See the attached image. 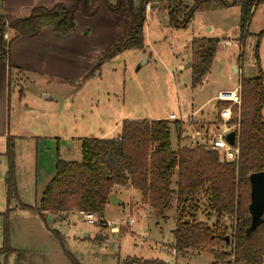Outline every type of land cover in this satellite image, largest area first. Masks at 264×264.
Masks as SVG:
<instances>
[{"label":"rangeland","instance_id":"374dc122","mask_svg":"<svg viewBox=\"0 0 264 264\" xmlns=\"http://www.w3.org/2000/svg\"><path fill=\"white\" fill-rule=\"evenodd\" d=\"M100 1L108 13L119 17L118 20L122 23L121 33L117 36L112 34L107 39L103 35L109 24L108 20H104L102 16L92 20L88 17L93 15H83L79 23L75 22V29L78 24L75 36L93 37L91 43H88L91 46L88 48L90 51H82L84 54L79 53L76 56L82 63L86 60L85 64L82 66L77 60L75 74L70 75L68 80L62 77L69 75L62 74L30 75L12 93V124L18 116L20 126H24L17 133H26L25 126H29L36 138L39 136L41 139L33 140L32 143L22 141V152L16 151L15 155L14 151V171L10 175L7 174V159L0 155V264H72L67 258V252L79 264H117L126 256L138 258L139 261L135 264H144L145 260H162L167 264H215L216 259L211 250L220 251L223 248L225 252H230L231 246L172 252L175 198L171 208L165 212L166 218L157 219L152 208L141 201L139 191L127 190L126 193L118 194L120 203L107 204L102 220L117 227L130 219L132 222L111 231H101L102 222L99 225L82 221L79 213H70L67 219L48 220L35 210L19 206L37 205L49 174L55 172L57 158L64 161L81 160L83 138L116 137L120 133L123 120L172 121L168 118L170 114L182 118L181 124L184 122L186 125L183 126L184 135L193 137L195 130L189 123L190 119L193 126L194 123L205 124L201 120L206 123L216 120L219 90H232L239 84L240 78H252L258 74L255 46L257 34L264 27V2L257 5L248 26L249 35L241 48L238 47L237 6L222 11H197L185 28H176L169 25L168 14L160 4H149L144 11L143 51H123L105 61L94 72L90 73L92 69L84 72L89 62H97L107 47L124 35L127 25V18L121 12L111 11L103 0ZM100 1L97 0V11ZM108 1L115 4L117 0ZM132 2L136 7L141 0ZM183 2L191 6L194 0ZM9 32L12 34V29ZM193 36L228 39L233 44L225 50L218 48L209 72L195 88L190 85L188 57V43ZM98 37L108 40L105 43L108 45L102 52L105 45L95 41ZM239 54L243 56L241 74L232 69V64L239 67L236 64ZM144 55L148 57L144 58ZM258 56L264 73V35L259 41ZM179 63L183 64L182 69L178 67ZM20 91L24 94L20 102V106H23L22 112L16 105ZM24 109L26 114L23 115ZM29 109L33 111L29 112ZM42 109L44 114L41 113ZM262 115L264 117V106ZM170 138L173 149L177 146L200 145L193 144V141L189 145L181 146L182 143L177 141V134L172 126ZM8 179L16 186V195L10 199L7 197L10 185ZM172 187L175 188L174 183ZM197 198L198 221L211 225L214 218L208 220L206 217V200L202 195ZM224 222L230 233L233 218L225 216ZM52 231L58 232L61 240ZM4 238L12 252L5 253L3 250ZM216 263L222 264L219 261Z\"/></svg>","mask_w":264,"mask_h":264},{"label":"trees","instance_id":"16d2710c","mask_svg":"<svg viewBox=\"0 0 264 264\" xmlns=\"http://www.w3.org/2000/svg\"><path fill=\"white\" fill-rule=\"evenodd\" d=\"M113 12H121L127 18L124 35L112 42L95 63L90 73L99 69L107 60L126 50L144 48L143 26L147 4H160L168 14L169 25L185 28L197 11L224 9L231 5L239 7L238 40L243 45L249 35L248 26L258 4L264 0H194L191 6L183 0H142L134 6L132 0H117L111 4L103 0ZM75 11L85 16L97 12V0H74L71 7L61 4L51 9L33 8L29 15L13 21H6L0 14V62L7 61L9 85L12 84L10 46L18 37H31L41 29H49L60 35H68L75 30ZM12 34L4 38L6 29ZM264 27L257 34L255 64L258 74L252 78L240 79V104L232 107L231 122H238L236 146L237 161H226L214 149L197 145L195 147L171 146V126L181 136V123L178 120H133L126 119L120 124L116 137H88L81 140V161H64L57 158L55 174L45 186L37 205H19L23 209L35 210L41 217L66 212H89L100 219L113 194L114 185L132 188L140 192L141 201L148 204L157 219L166 218V210L175 198L176 214L174 236L175 251L202 248L216 249L222 245L231 246L230 252L223 248L211 250L216 262L222 264H263L264 255V211L254 230L249 231L251 216V187L249 175L264 170V73L258 56L260 38ZM219 39L215 37H193L190 41V85L201 84L209 72L217 52ZM239 68L243 56L236 58ZM91 75V74H87ZM8 89L10 91V86ZM10 94V93H9ZM219 108L227 105L218 102ZM15 141L7 137L5 156L10 175L14 171ZM10 179V178H9ZM7 197L16 195V186L9 180ZM175 185V188L172 185ZM198 195L206 200L208 220L211 225L198 221ZM233 218L231 232L224 217ZM59 240L60 235L52 231ZM229 237L226 243L225 237ZM216 247V248H215ZM5 253L13 250L4 238ZM72 264H79L76 258L66 253ZM139 259L126 256L117 264H135ZM215 262V264H217ZM144 264H167L162 260H145Z\"/></svg>","mask_w":264,"mask_h":264},{"label":"crops","instance_id":"0c3cea01","mask_svg":"<svg viewBox=\"0 0 264 264\" xmlns=\"http://www.w3.org/2000/svg\"><path fill=\"white\" fill-rule=\"evenodd\" d=\"M73 1L74 0H0V14L5 18L6 21H13V20L28 16L30 11L35 7H44L47 9H51L55 5L61 4L69 8L72 6ZM103 5L104 4L102 3V1H100V6L98 8V11L92 17H88V18L95 20V19H99L102 16L104 17V20H108L109 24H108V27H106L107 29H104V35H103L108 39V36L109 38H111L112 36L110 35L112 34L113 35L115 34V36H117L121 33L122 23L118 20L119 17L108 13L105 6L103 7ZM233 7L235 6L231 5L224 9H231ZM222 10L223 9H220V11ZM83 17L84 16L81 12L75 11L74 13L75 22L77 21V23H79L80 18H83ZM77 30H78V24H77L76 29L72 33L65 35V36H60L58 33L54 31L43 28L34 36H31V37L20 36L11 43L9 60L12 66L15 68V70L12 72L13 82L11 85H9V81H8V72H7L8 63L7 61L0 62V155H4V157H6L5 151H6L7 137L14 138L15 155H16V151H18L19 153L22 152V146H21L22 141L25 140L28 143H32L31 141L33 140L38 141L39 139H41L39 136L38 138H36L37 136L34 135L35 133L29 130V126H25L26 133H21V134L17 133L19 132L18 129L24 126H20L19 121H18V116H16L15 123L12 124V120L10 117L11 107H12V100H11L12 93L14 91V88L16 86L20 87L21 82L24 79H28L30 75H34V76L36 75L52 76V75H59V74L69 75L67 77H62L64 78V80H68L70 75L73 76V74H75L77 60L79 61V63L82 64V66L85 64V61H86L84 60V62L82 63L81 60L78 59L76 56L79 53L84 54L82 51H90L88 49L90 46L88 45V43L90 44L91 43L90 41L93 38L92 36H75L77 35ZM94 33L95 32H93V34ZM9 36H11V32H9V29L7 28L4 38L6 39ZM193 37H206V36H193ZM95 41L98 42V44H101L102 46L105 45V47L101 49V52L106 49L108 44H105V43H108V40L105 41L104 38L98 37L95 39ZM110 41H112V39ZM190 41L188 43L189 62L191 61ZM147 57L148 56L144 55V58H147ZM93 63L94 61L89 62L87 69L84 72H86L87 70H91L96 62L94 63V65ZM70 65H72V67H70ZM178 65L180 69L183 68L182 63H179ZM237 68L240 70L239 67L237 66L235 67V65L232 64V69L234 70V72H235V69ZM8 85L10 86V91L8 89ZM21 96L24 98V94L21 93L20 91V93L18 94V104L16 105H17V108L21 109V112H22L23 106L22 107L20 106V102L22 101ZM24 107H26V105H24ZM28 111L32 112L33 110L29 109ZM41 113L44 114L43 109ZM22 114L23 115L26 114V109L23 110ZM34 117L38 118V115L34 114ZM201 121H203V123L205 124L198 125L197 123H194L195 126H193V124L191 123V119L189 120V123L192 125L194 130L199 131V134H196L194 132L193 137L184 135L183 126L185 125V123L183 122V124H181V136L177 139L178 142L182 143L181 146H185V144L189 145L193 143V141H194L193 144L198 143L202 145L204 144V141H205L204 133L209 134L212 132H216L218 130V125H217L216 120L212 123H206L204 122V120H201ZM192 147H189V148H192ZM81 158H82V155H81ZM54 174L55 172L49 174L50 177L47 183L54 176ZM47 183L44 185V188L47 185ZM44 188L42 189V191L44 190ZM127 190L133 191L132 188H128V187L125 188L119 185H114L112 188V191H113L112 195H114L116 198H119L120 196H118V194H123ZM109 203L110 201H108L107 204ZM70 213H79V212H66L62 214H49V215L52 217V220L56 218L67 219ZM102 218H101V222H102L103 227L101 226L102 228L101 231L102 230L111 231V230H116L118 228L117 226L111 225L108 222L103 221ZM82 221L87 222L83 218H82ZM87 223L88 224H99L97 222H87ZM108 227H111V228L108 229Z\"/></svg>","mask_w":264,"mask_h":264},{"label":"built area","instance_id":"2783aa9c","mask_svg":"<svg viewBox=\"0 0 264 264\" xmlns=\"http://www.w3.org/2000/svg\"><path fill=\"white\" fill-rule=\"evenodd\" d=\"M146 7H149V4L146 5ZM230 40H220L218 43V48L225 50L227 47L232 46ZM238 47L241 48L242 44L239 42ZM217 48V50H218ZM235 72L238 74L240 73V70L237 68L235 69ZM240 82L237 84L232 90H221L217 94V100L218 102H226L227 105L224 107L219 108L217 113L216 122L218 125V130L216 132L212 133H204L205 135V141L203 146H205L208 149H214L216 150L220 157L226 161H237L238 159V147L236 146V132L238 131L239 124L238 122H231L232 119V107L238 106L240 104ZM169 119L171 120H178L182 121V118L179 116H176L174 114H170ZM229 132L234 133V143L229 144L225 137ZM196 134H199L198 130H195ZM79 214L81 217L87 221V222H101V219L97 217L93 213L80 211ZM127 222H132V219L128 220ZM127 222H122L119 226L126 224ZM109 223V222H108ZM111 225H114L112 223H109ZM172 252L175 253V249L172 248Z\"/></svg>","mask_w":264,"mask_h":264},{"label":"water","instance_id":"95a60500","mask_svg":"<svg viewBox=\"0 0 264 264\" xmlns=\"http://www.w3.org/2000/svg\"><path fill=\"white\" fill-rule=\"evenodd\" d=\"M140 8H142V0L140 3ZM225 139L229 144H233L234 133L229 132L226 135ZM248 179L251 187L250 203L248 205L249 213L251 216V226L249 227L248 230L251 231L254 230L257 224L259 223L260 217L264 211V170L251 173ZM109 201L111 204L120 203V201L114 195L110 196ZM47 219L52 220V217L48 215ZM225 240L226 243L228 244L229 237L226 236Z\"/></svg>","mask_w":264,"mask_h":264}]
</instances>
